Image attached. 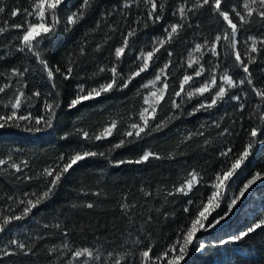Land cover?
Returning <instances> with one entry per match:
<instances>
[{"label": "snow or ice", "instance_id": "obj_1", "mask_svg": "<svg viewBox=\"0 0 264 264\" xmlns=\"http://www.w3.org/2000/svg\"><path fill=\"white\" fill-rule=\"evenodd\" d=\"M67 6V0H29L28 8L22 10L13 7L10 13L12 19L23 15L22 22L13 23L9 19H0V37H5L7 33L13 31L16 33L7 42L0 44V61L16 57L30 60L35 64V68L31 64L13 65L0 71V130L16 128L35 134L52 129L58 117V110L61 109V90L57 79L70 81L81 72L85 75L79 77L81 82L76 85L75 94L67 103L69 111L76 109L83 102L97 99L113 91L128 89L137 78L151 71L153 67L156 68L154 77L137 89L136 95L143 96L142 104L137 112L129 115L127 127L121 134L122 138L111 145L109 153L130 142L163 132L185 113L188 116H195L200 112H210L229 101L234 103L236 111L243 113L249 103V94L255 97L256 102L249 112L251 124L246 130L247 139L242 150L235 153L233 147H225L219 151L224 166L214 173L210 183L212 191L207 195L206 202L204 199L199 202L187 200V205L195 206V214L189 225L179 230L177 238L159 255L152 254L154 246L151 243L143 246L144 239L150 240V229L156 219L151 212L155 211L167 219L168 213L162 212L161 209L168 202V198L176 195L187 197L202 182V177L196 169L188 172L183 181L173 185L171 189L164 187L159 189L158 194L162 195L163 203L160 207L149 208V214L146 216L137 209L147 206V201L153 198L151 191L140 189L145 198L144 205L137 202L129 203L125 197L119 207L127 227L121 233L123 240L117 248L106 247L108 242L100 241L99 237L96 238L95 244L73 247L66 239L68 231L65 229L62 232L65 239L48 249L49 255H55L62 264H163V262L181 264L188 255L190 246H193L197 233L213 228L223 221L253 185L264 181V170L253 172L240 187L239 193L229 200L227 211L223 215L213 216L220 208V201L225 196L229 182L254 154L257 146H264V85L256 86L250 67L264 54V30L258 35L248 34L243 40L244 52L240 51V33L245 30L250 32L254 20L264 29V0H239L238 5L233 4L230 8L225 7V0H177L171 9V15L175 20L164 25L161 35L152 36L150 41L146 42V46L135 53L134 45L140 34L150 27L155 28L163 24L168 7L165 0H119L118 5L104 9L100 8L99 0H78V4L73 6L71 11L65 12ZM204 9L209 10L212 16L222 22L221 28L211 40L204 38L202 42H194L187 49V55L181 65L182 75L170 93L171 69L175 64L172 59L174 52L169 46L181 36L186 27H191V18ZM97 12L99 19L89 32L98 34L102 25L106 31L99 42L95 43L92 51L103 54L105 49L109 48V63L96 64L92 72L87 74L90 44L87 39L89 33H86L83 43L68 53L65 67L62 68L59 63L52 64L49 59L50 46L57 43V35L61 28L65 33L72 32ZM5 13L6 7L0 6V15ZM117 38L118 42L112 43ZM222 47L226 50L225 55L231 56L232 63L225 64L220 60ZM162 52H166L167 59H164L161 65L159 61L162 59ZM206 55L214 59L205 61ZM129 56H132L131 64L129 71L125 73L121 65ZM96 59L98 56L94 57L91 63L95 64ZM233 68L242 71L243 78H235ZM33 71L46 77L51 87L50 91L43 92L40 88L33 89L30 94L26 91L28 75ZM105 74L107 75L101 83L95 85L85 83L86 80H95L96 77ZM245 85L250 93L243 87ZM237 89L240 91H235ZM9 92L11 94L5 99V94ZM165 103L170 104V112L163 120L157 122L159 109ZM188 105H191L190 110ZM25 107L27 111H24ZM34 108H39V112L34 113L32 111ZM223 121L222 116L219 121L214 120L210 125L202 124L195 131H189L183 135L181 144L192 141L195 137H204V129L207 127L222 129L217 132L219 137L230 135L229 128H222ZM120 123L118 119H111L98 133H90L79 128L75 129V133L83 141L106 140L119 130ZM72 134L65 132L60 138L67 140ZM210 144L208 139H204L205 148ZM96 157L106 158V153L88 149L76 150L69 155L61 153L54 166L45 167L36 177L24 174V169L29 167L28 161L16 162L12 154L0 157V171L14 175L17 180L43 181L39 190L25 191L21 195H6V200L11 203L0 213V234L8 230L14 222L30 217L33 210L50 200L66 174H69L75 165ZM165 158L174 159V154L169 153L167 157H163L156 152L145 150L135 160H120L115 163L141 164L150 159ZM92 195L99 196L100 193L94 192ZM83 206L91 209L94 204L86 203ZM72 207L77 205L73 204ZM183 211L191 213L192 209L186 206ZM50 226L58 230L61 228L60 223L43 225L44 228ZM258 229H264V218H260L229 240L239 241ZM42 238L35 237L36 240ZM227 242L221 240L220 244ZM204 248V244H199L196 250L201 251ZM17 254L25 256L34 254L30 239L24 240L14 235L6 245L0 246V258Z\"/></svg>", "mask_w": 264, "mask_h": 264}, {"label": "trees", "instance_id": "obj_2", "mask_svg": "<svg viewBox=\"0 0 264 264\" xmlns=\"http://www.w3.org/2000/svg\"><path fill=\"white\" fill-rule=\"evenodd\" d=\"M167 11L163 24L155 28L150 27L140 34L136 41L133 53L139 51L146 42L150 41L152 36L162 34L164 25L173 22L175 18L171 15V9L175 6L177 0H165ZM100 8H111L118 5L119 0H99ZM78 4V0H67L65 12L71 11L73 6ZM233 4H239V0H225V7L230 8ZM0 6L6 7V13L0 15V19H9L13 23H20L23 15L11 18L10 13L13 7L25 9L29 7V0H2ZM118 15V14H117ZM135 15V12L134 14ZM99 19V13L93 14L90 19L74 29L72 32L65 33L62 28L57 35V43L51 47L49 59L52 64L59 63L63 68L68 58V53L73 52L83 43L85 34L89 33L87 39L90 47L89 66L87 74H90L96 64L109 63V48H106L103 54L93 53L92 48L96 42H99L106 29L101 26L99 33H90L96 21ZM191 27H186L181 36L177 38L169 49L174 52L172 57L175 67L171 69L170 93L177 86L178 78L182 75L181 67L183 58L187 55V49L194 42H202L204 38L209 40L221 28L222 22L211 15L207 9L191 18ZM261 28L255 20L251 25V31L240 33V51L244 52L243 40L248 34L258 35ZM16 33H7L5 37H0V44L7 42L14 37ZM118 38L112 43H117ZM15 43V41H13ZM110 47V46H109ZM230 52V50H228ZM220 60L225 64L232 63L230 55L226 56V50L222 47ZM98 56L95 64L91 61ZM162 59L159 63L162 65L164 59H167L166 52L161 53ZM132 56L126 58L121 65L122 70L127 73L131 64ZM210 55L205 56V61L213 60ZM35 64L26 59L9 58L0 61V71L13 65L24 66ZM84 67V65H81ZM253 79L257 87L264 85V54L260 55L253 65L250 66ZM156 68L137 78L128 89L123 91H113L105 96L94 100L83 102L76 109L71 111L67 108L68 101L74 96L76 85L81 82L80 76L85 73H78L70 81L57 79V84L61 90V109L58 110V117L54 122V127L41 133H27L16 128H6L0 130V157L6 154H12L16 162L21 160L28 161L29 167L24 169V174L36 177L45 167L54 166L61 153L71 154L76 150H92L105 152V157H96L79 162L66 174L56 189L55 195L38 209L33 210V214L23 221L14 222L8 230L0 234V246L6 245L13 236L28 240L33 245L34 254H17L9 257L0 258V264H62L55 258V255H49L48 249L61 243L65 237L62 232L68 231L67 240L73 247L86 246L96 243V238L100 241H107L106 247L117 248L122 242L121 235L127 227L122 218L120 203L127 197V202H137L145 204V198L140 191L144 188L153 193V198L147 201V206L137 209L142 215H148L149 208L160 207L163 203L162 195L158 190L162 187L171 189L173 185H178L187 176L192 169H196L202 182L197 185L189 196L176 195L169 197L168 202L161 209L167 212V219L163 215H158L155 211L151 214L155 217L153 227L150 229L151 237L144 239L143 246L151 243L153 255H159L177 238V232L189 225L192 216L195 214V206L187 205L188 199L199 202L210 194L211 180L214 173L224 166V160L219 156V151L225 147H233L235 153L242 150L246 142L247 132L250 127L249 112L252 111V105L256 102L255 97L249 94L247 109L240 113L236 111L234 103L229 101L221 104L210 112H200L195 116H188L186 113L178 120L173 121L167 129L161 133H154L141 140L130 142L122 148L109 153L112 144L117 143L122 138V132L127 127L130 114L137 112L142 104L143 96H137V89L140 85L146 83L155 75ZM235 78H243V73L239 69H232ZM107 74L96 77L95 80H86L87 85H95L104 81ZM30 92L35 88L47 92L51 87L42 74L31 72L27 78ZM245 90L247 85L243 86ZM239 92L240 90H235ZM11 92L5 94L10 95ZM170 99V97H169ZM190 110L191 105L187 106ZM28 109L25 107L24 111ZM34 113L39 112V108L32 109ZM170 112V104L165 103L158 112V120H163ZM224 117L222 128L227 127L230 135L226 137L217 136V132L222 129L207 127L204 129V137H195L192 141L181 144L183 135L189 131H195L202 124H211L212 121H219ZM121 121L119 130L106 140L101 141H83L75 133V129L88 130L90 133H98L111 120ZM73 133L69 139L62 140L60 137L65 133ZM204 139H208L211 144L206 148L203 146ZM18 150V151H14ZM153 151L163 157L169 153L174 154V159H150L141 164L124 163L117 165L115 162L120 160H135L143 151ZM257 170H264V146H257L254 154L250 157L241 169L238 170L229 186L225 189V196L220 201V208L213 213V216L223 215L227 211V204L233 195L239 193L240 187L250 178L251 174ZM43 184L41 179L31 181L17 180L14 175H9L0 171V213L4 212L5 206L11 202L6 200V195H21L23 192L39 190ZM83 190V191H81ZM99 192L100 195H92ZM87 193V194H85ZM93 203L94 207L89 209L83 205ZM76 204L77 207H72ZM190 207L191 213H185L184 207ZM260 218H264V181H259L253 185L245 195L234 206L233 211L219 224L207 230H201L197 233L193 246H190L189 253L181 264H264V229H258L239 241H231L230 237L239 235ZM211 219V217L209 218ZM60 223L61 228H44V224L55 225ZM36 236L43 237L36 240ZM221 240L228 241L220 244ZM199 244H204L205 248L197 251ZM166 264V262H163Z\"/></svg>", "mask_w": 264, "mask_h": 264}, {"label": "rangeland", "instance_id": "obj_3", "mask_svg": "<svg viewBox=\"0 0 264 264\" xmlns=\"http://www.w3.org/2000/svg\"><path fill=\"white\" fill-rule=\"evenodd\" d=\"M238 194V193H237Z\"/></svg>", "mask_w": 264, "mask_h": 264}]
</instances>
